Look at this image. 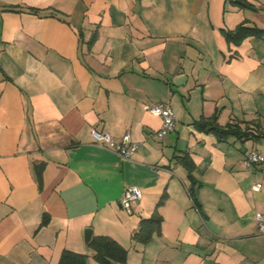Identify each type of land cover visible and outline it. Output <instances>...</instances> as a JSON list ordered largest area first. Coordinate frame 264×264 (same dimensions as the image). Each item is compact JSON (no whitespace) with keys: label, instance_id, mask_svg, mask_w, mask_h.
Listing matches in <instances>:
<instances>
[{"label":"crops","instance_id":"1","mask_svg":"<svg viewBox=\"0 0 264 264\" xmlns=\"http://www.w3.org/2000/svg\"><path fill=\"white\" fill-rule=\"evenodd\" d=\"M239 24L264 30V0H0V264H59L65 250L102 264L87 228L128 250L108 264H264V162H244L264 136L194 124L218 113L264 134V34L229 43ZM161 101L176 114L164 137L144 109ZM93 129L139 147L125 159ZM154 214L160 232L135 241Z\"/></svg>","mask_w":264,"mask_h":264},{"label":"trees","instance_id":"2","mask_svg":"<svg viewBox=\"0 0 264 264\" xmlns=\"http://www.w3.org/2000/svg\"><path fill=\"white\" fill-rule=\"evenodd\" d=\"M239 3L242 4L241 2ZM6 9L17 12L28 11L37 14L40 13L39 9L33 7H8ZM263 34V29L247 24H239L234 29L224 30L227 41L234 44H241V42L249 36H262ZM194 124L199 130L213 132L220 141H227L234 137L237 140L245 142L249 139L256 140L260 136H264L263 133L258 134L252 130L241 127L239 123L220 125L218 123V113H215L211 117H202L196 120ZM188 155L189 153L185 151L182 155H178L177 158L191 170L192 165L188 163L190 161ZM161 223L162 217L159 214L142 218L138 229L133 234V239L137 242L147 243L152 238L153 233L160 232ZM89 245L95 251V258L102 264H108L112 260L117 262H125L127 260L128 250L112 237L105 235L93 236ZM59 264H89L88 255L65 250L62 253Z\"/></svg>","mask_w":264,"mask_h":264},{"label":"built area","instance_id":"3","mask_svg":"<svg viewBox=\"0 0 264 264\" xmlns=\"http://www.w3.org/2000/svg\"><path fill=\"white\" fill-rule=\"evenodd\" d=\"M144 109L147 112L162 119V125L156 132L157 136L164 137L165 135L174 131L176 125V114L172 106L167 101H161L154 104H145ZM91 133L95 143L102 147L114 150L125 159L131 158L139 147V143L132 141L128 134L124 136L123 140L117 141L108 131L93 129ZM244 162L247 167H252L253 165L263 163L264 156L258 150L251 149L246 153ZM261 188V182H255L253 184V190L259 191ZM141 198V189L135 185L129 186L124 191V195L121 199V205L125 209L130 210L132 206L136 204ZM256 219L260 233L264 234V214L257 212Z\"/></svg>","mask_w":264,"mask_h":264},{"label":"water","instance_id":"4","mask_svg":"<svg viewBox=\"0 0 264 264\" xmlns=\"http://www.w3.org/2000/svg\"><path fill=\"white\" fill-rule=\"evenodd\" d=\"M93 238V230L91 228H87L86 231H85V243L86 245L91 242Z\"/></svg>","mask_w":264,"mask_h":264},{"label":"rangeland","instance_id":"5","mask_svg":"<svg viewBox=\"0 0 264 264\" xmlns=\"http://www.w3.org/2000/svg\"><path fill=\"white\" fill-rule=\"evenodd\" d=\"M90 251V250H89ZM91 252H92V250H91ZM93 258V257H92ZM94 259V258H93Z\"/></svg>","mask_w":264,"mask_h":264}]
</instances>
